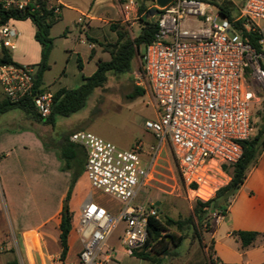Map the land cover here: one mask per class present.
<instances>
[{
  "label": "built area",
  "instance_id": "2783aa9c",
  "mask_svg": "<svg viewBox=\"0 0 264 264\" xmlns=\"http://www.w3.org/2000/svg\"><path fill=\"white\" fill-rule=\"evenodd\" d=\"M0 4L31 12L46 5L57 16L62 12L59 0H0ZM136 5L137 0H129L126 8ZM157 8L155 40L146 46L143 68L136 73L137 85L149 89L157 109L158 117L145 122L158 140L153 157L144 158L141 142L121 148L91 131L70 135L87 151L85 175L92 188L122 203L112 213L91 196L81 207L77 231L83 248L78 264H112L116 251L109 240L121 221L126 223L124 247L132 252L145 245L149 218L159 217L158 210L133 201L147 185L159 148L167 140L189 199L208 201L230 182L227 167L239 161L244 142L256 135L252 109L259 96L252 82L257 80L264 88V0L232 3L227 6L232 15L212 0H171ZM14 22L0 23V90L12 102L30 97L46 117L54 92L37 90L36 67L2 61L17 48L20 33ZM243 33H257L258 45Z\"/></svg>",
  "mask_w": 264,
  "mask_h": 264
},
{
  "label": "crops",
  "instance_id": "0c3cea01",
  "mask_svg": "<svg viewBox=\"0 0 264 264\" xmlns=\"http://www.w3.org/2000/svg\"><path fill=\"white\" fill-rule=\"evenodd\" d=\"M59 2L62 12L51 28L54 46L49 58L50 68L46 71L53 69L57 60L62 61V71L55 81L48 79L45 72L41 85L42 89L54 93L64 87L76 88L75 85L83 83L84 77L96 72L99 61H109L111 53L107 46L118 41L121 30L132 34V28L143 16L139 12L143 0H137V5L129 10L126 8L129 0ZM74 59L78 60V69L72 67L70 71L69 63ZM135 59L137 56L133 59V67ZM140 87L146 89L145 94L151 95L148 88ZM0 95L3 96L1 90ZM10 112L12 110L6 113ZM149 119L156 118L146 121ZM21 121L16 126L0 128V246L17 236L20 264H78L83 248L77 231L79 213L70 203L77 197L80 208L90 199L83 184L88 178L85 174L81 176L69 200L77 217L69 236L68 254L61 260L59 226L72 178L71 171L63 169L60 149L54 146L62 134L55 133L46 139L42 131L54 134L55 127L35 120L27 112L22 114ZM45 141L53 145L47 146ZM136 142L143 144L144 156L155 144L146 145L143 140H136L127 148ZM4 186L9 208L4 205ZM212 225L215 264H264V150L251 164L244 183L227 204L225 217H215ZM237 231H255L261 235L254 245L244 248L235 234ZM7 261L8 258L0 257V264H7Z\"/></svg>",
  "mask_w": 264,
  "mask_h": 264
},
{
  "label": "rangeland",
  "instance_id": "374dc122",
  "mask_svg": "<svg viewBox=\"0 0 264 264\" xmlns=\"http://www.w3.org/2000/svg\"><path fill=\"white\" fill-rule=\"evenodd\" d=\"M220 4H226L231 7L232 3L236 5L245 0H218ZM148 6L157 8L155 1L148 0ZM158 15H155L157 19ZM15 25L19 30V38L17 40V48L12 50V58L20 64L33 65L38 70V63L41 60L42 47L35 39L36 25L33 19L15 20ZM142 22L132 28L130 36L135 38L141 31ZM73 36V35H72ZM75 36V34H74ZM146 47L141 46L140 51L143 54ZM58 64L53 69L46 72V76L50 80H58L61 73V60H57ZM78 60L74 59L69 63L68 69L72 71L78 69ZM134 69L119 76H110L105 87L96 90L89 98L87 105L81 110L75 112L69 117L58 116L54 134L51 131L44 132L46 139L57 134L72 133L73 130H87L94 132L103 138L114 142L121 148H127L136 140H143L145 144L153 147L157 146L158 140L153 136L152 132L146 128L145 121L147 118H157V109L154 99L150 94L139 95L131 98L137 85L136 72L141 71L142 56L137 55L134 60ZM44 72V73H45ZM73 78V76H70ZM253 87L257 91L259 100L253 105V120L257 131L264 129V88L260 86L257 80L252 82ZM80 84L75 85L79 87ZM1 89V87H0ZM149 90V89H148ZM26 113L21 108H14L10 113H4L0 116V128L6 126H16L22 121V114ZM8 118H16L15 121H9ZM20 121V122H19ZM151 148L146 151L144 158L150 160L153 157ZM87 180V179H86ZM84 187L89 198L92 196L94 201L107 207L112 213H117L122 207V203L113 196L103 192L102 190L92 188L90 182L84 181ZM83 185H80L82 189ZM6 198L4 197L5 208H9V197L7 196V188L4 186ZM8 202V203H7ZM135 205H145L148 208L153 207L158 210L159 217L167 222L171 219H185L193 216L195 201L189 199L186 185L183 182L180 170L174 155L173 146L170 140H167L160 148L157 154L156 164L145 187H142L137 197L134 199ZM71 207L77 213L80 212L78 198L74 197ZM7 210V209H6ZM215 212H211L206 219L207 224L192 231L185 240L182 247L178 249V253H173L165 259L164 264H209L211 255L213 228V219ZM77 217V216H76ZM197 222V219L195 218ZM167 224V223H166ZM168 225V224H167ZM166 225V226H167ZM126 223L121 221L114 230L109 245L115 248V260L112 264H149L147 260L134 256L132 252L124 247L121 237L124 232ZM177 233L181 234L175 226H167L164 234ZM169 239V238H168ZM173 247V244H170ZM21 248L18 237L12 238L8 243L5 241L0 246L1 258L20 259ZM20 263V260H19ZM215 264V261L214 263Z\"/></svg>",
  "mask_w": 264,
  "mask_h": 264
},
{
  "label": "trees",
  "instance_id": "16d2710c",
  "mask_svg": "<svg viewBox=\"0 0 264 264\" xmlns=\"http://www.w3.org/2000/svg\"><path fill=\"white\" fill-rule=\"evenodd\" d=\"M148 0H143L139 4V12L143 14L141 17L142 27L140 33L132 38L128 30L119 31V39L116 43L109 44L107 48L110 49L111 59L109 61H99L98 69L91 76L84 77L83 83L76 88H60L54 93L51 113L43 117L35 108L32 99L28 97L23 102H12L6 97L0 95V116L14 108H21L30 114L35 120L44 122L45 124L56 126L58 116L69 117L75 112L81 110L87 105L90 96L99 88L105 87L110 76H119L126 72H131L133 69V59L140 54L141 46H147L155 40L157 32V20L155 16L148 18L147 14L151 9L147 5ZM155 1V0H152ZM212 2L220 7L225 14L232 15V12L227 9L226 4H220L218 0ZM33 19L36 25L35 39L41 44V60L38 63L36 87L38 91H46L41 88L43 74L50 68L49 58L54 46V39L51 36V28L57 21V16L52 9L43 5L38 11L31 12L28 8L20 10L18 8L5 9L0 4V23H6L11 19L27 20ZM246 40L258 45L259 35L257 33H243ZM3 62H13L18 64L10 53H6L2 59ZM143 68V67H142ZM141 68V70H142ZM146 89L136 86L131 98L139 95H144ZM71 133L62 134L57 141V146L61 151V157L64 160L63 169L71 171V184L65 200V206L61 213L60 243L62 251L60 259L64 260L69 251V236L72 226L76 222L75 213L71 210L69 200L75 188V185L85 174V164L87 161L86 149L77 143L70 140ZM47 146L53 144L45 141ZM244 152L242 157L234 165L227 167V171L231 176L230 182L220 188L216 195L208 201L196 200L193 216L185 219H171L164 222L160 217L150 216L148 224V238L142 248L132 251L134 256L147 260L149 264H164L165 259L171 256L174 252L178 253V249L183 246L185 240L192 231H197L198 228L207 224L206 219L211 212L218 214L226 213V206L237 193L241 185L247 177V171L252 163H254L260 153L264 150V129H260L257 135L252 139L246 140L243 144ZM197 219V222L195 221ZM168 225H167V224ZM175 226L181 234L171 233L164 234L167 226ZM235 234L242 242L244 248L255 244L258 236L261 235L255 231H237ZM169 238V239H168ZM173 244V247L170 246ZM211 255L209 257V264H213L215 259L213 257V241L211 248ZM7 264H20L18 258L13 257L8 259Z\"/></svg>",
  "mask_w": 264,
  "mask_h": 264
},
{
  "label": "water",
  "instance_id": "95a60500",
  "mask_svg": "<svg viewBox=\"0 0 264 264\" xmlns=\"http://www.w3.org/2000/svg\"><path fill=\"white\" fill-rule=\"evenodd\" d=\"M157 4L160 6V7H164L166 6L167 4H169L171 2V0H156ZM159 13V10L158 8H153L150 10V12L147 14V17L148 18H152L154 17L155 15H157ZM36 78H37V75H36Z\"/></svg>",
  "mask_w": 264,
  "mask_h": 264
}]
</instances>
